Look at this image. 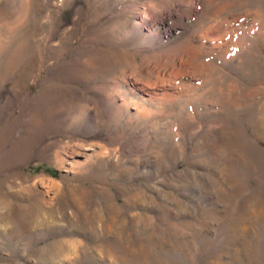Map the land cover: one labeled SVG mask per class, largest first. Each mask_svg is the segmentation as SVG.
<instances>
[{"label":"rangeland","instance_id":"obj_1","mask_svg":"<svg viewBox=\"0 0 264 264\" xmlns=\"http://www.w3.org/2000/svg\"><path fill=\"white\" fill-rule=\"evenodd\" d=\"M0 264H264V0H0Z\"/></svg>","mask_w":264,"mask_h":264},{"label":"bare ground","instance_id":"obj_2","mask_svg":"<svg viewBox=\"0 0 264 264\" xmlns=\"http://www.w3.org/2000/svg\"><path fill=\"white\" fill-rule=\"evenodd\" d=\"M248 207V206H247ZM47 215V214H46ZM32 219H31V223H36L37 219H38V211L34 210V213L32 214ZM37 217V218H36ZM38 222V221H37Z\"/></svg>","mask_w":264,"mask_h":264}]
</instances>
